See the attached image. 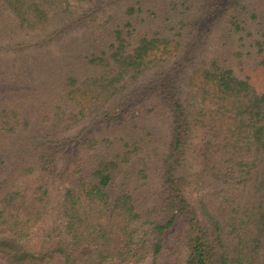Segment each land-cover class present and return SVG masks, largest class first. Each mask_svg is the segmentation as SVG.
Instances as JSON below:
<instances>
[{"label":"trees","instance_id":"1","mask_svg":"<svg viewBox=\"0 0 264 264\" xmlns=\"http://www.w3.org/2000/svg\"><path fill=\"white\" fill-rule=\"evenodd\" d=\"M220 2L0 0V264H264V0L195 52Z\"/></svg>","mask_w":264,"mask_h":264},{"label":"rangeland","instance_id":"2","mask_svg":"<svg viewBox=\"0 0 264 264\" xmlns=\"http://www.w3.org/2000/svg\"><path fill=\"white\" fill-rule=\"evenodd\" d=\"M223 1V6H221V3ZM229 0H221L219 4H215V7H211L208 5V3H200L199 4V11L203 13V17H199L200 21V27H201V33L204 32L205 36L204 38L197 43L198 48L197 50H194L195 52H214L217 50L216 47H214V44L219 41L220 37L224 35V32L222 31V25L221 23L213 24L215 21V13L219 11H223L224 9H227V4ZM212 24V25H211ZM209 28V30H207ZM207 32V33H206ZM207 34V35H206ZM227 42H230V39L227 40ZM209 44V45H208ZM230 44L234 47L233 43L230 42ZM202 45V46H199ZM203 46L205 49H203ZM232 46H227L226 48H223L224 51H234V48ZM242 50V48H240Z\"/></svg>","mask_w":264,"mask_h":264}]
</instances>
